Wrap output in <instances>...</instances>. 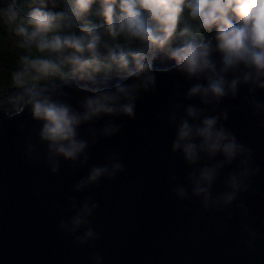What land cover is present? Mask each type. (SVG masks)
<instances>
[{
	"label": "clouds",
	"instance_id": "9594fccd",
	"mask_svg": "<svg viewBox=\"0 0 264 264\" xmlns=\"http://www.w3.org/2000/svg\"><path fill=\"white\" fill-rule=\"evenodd\" d=\"M157 61L170 66L156 67ZM160 73L183 76L190 84L184 99L200 102L182 104L173 97L169 110L159 114L175 129L171 152L189 169L183 181L170 177L173 195L181 202L199 200L202 213H225L224 223L214 226L221 234L241 217L243 238L237 244L254 250L259 237L244 221L250 209L241 197L256 191L261 167L253 149L225 125L229 112L220 106L237 99L244 86V101L264 128V100L257 97L264 92V0H7L0 5V116H30L35 122L34 136L19 148L26 161L44 163L54 175L62 161L73 169L88 167L73 184L74 193L125 170L115 151L105 163L89 165L90 148L123 127L114 119L94 125L105 117L135 119L137 101L157 90ZM85 125H90L87 135L81 136ZM234 164L214 192L223 170ZM66 198L74 214L59 221V230L80 246L100 240L91 223L98 202L91 195L83 201ZM90 260L104 264L98 252Z\"/></svg>",
	"mask_w": 264,
	"mask_h": 264
},
{
	"label": "water",
	"instance_id": "95a60500",
	"mask_svg": "<svg viewBox=\"0 0 264 264\" xmlns=\"http://www.w3.org/2000/svg\"><path fill=\"white\" fill-rule=\"evenodd\" d=\"M165 66L170 65L156 62V67ZM189 86L178 73H160L157 90L137 101L135 119L105 117L96 122L94 126L102 127L105 120L114 119L123 127L90 148L89 165L105 163V156L115 151L125 170L83 193L72 189L88 167L73 169L62 161L54 175L44 163L26 161L19 148L34 136L35 122L30 116L15 120L0 116V264H93L90 257L97 252L104 264H264V128L244 101L246 87H241L237 99H225L220 107L229 112L225 125L253 149L261 167L254 178L256 191L241 197L250 209L244 221L259 237L254 250L237 244L243 238L241 217L235 216L231 228L221 234L214 226L224 223L225 213H202L199 200L181 202L173 195L170 177L179 175L183 181L189 169L171 152L175 129L159 114L169 110L173 97L182 104L199 105L197 99H184ZM257 97L264 100V92L258 91ZM89 126L80 129L81 136L87 135ZM235 167L223 170L214 192L220 189L223 174ZM68 195L80 201L91 195L98 202L91 223L101 233L100 240L80 246L59 230V221L74 214Z\"/></svg>",
	"mask_w": 264,
	"mask_h": 264
},
{
	"label": "trees",
	"instance_id": "16d2710c",
	"mask_svg": "<svg viewBox=\"0 0 264 264\" xmlns=\"http://www.w3.org/2000/svg\"><path fill=\"white\" fill-rule=\"evenodd\" d=\"M7 3V0H0V5H4ZM9 67H11V65H9Z\"/></svg>",
	"mask_w": 264,
	"mask_h": 264
}]
</instances>
